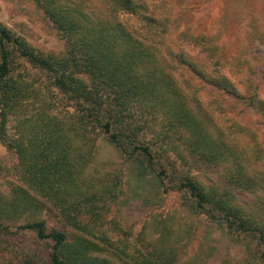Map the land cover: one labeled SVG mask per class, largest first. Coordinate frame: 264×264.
I'll return each mask as SVG.
<instances>
[{
	"label": "trees",
	"instance_id": "1",
	"mask_svg": "<svg viewBox=\"0 0 264 264\" xmlns=\"http://www.w3.org/2000/svg\"><path fill=\"white\" fill-rule=\"evenodd\" d=\"M31 1L66 50L61 56L42 53L0 22V143L16 158L11 166L0 161V173L15 179L10 194L0 192V257L23 248L14 235L26 232L36 244L15 264H173L172 250L143 252L126 238L117 242L106 234L101 213L106 199L91 192L83 176L92 158V134L101 131L132 158L139 175L152 172L154 156L141 144L144 127L136 123V114L158 109L157 140L169 142L179 132L190 154L208 164L231 162L243 173L236 150L221 133L212 134L195 86L217 90L256 113H264V101L256 89L240 94L224 72L218 47L204 34L176 35L195 49L193 55L166 44V0ZM26 68L45 75L61 97L49 88L43 92ZM66 107L71 112H64ZM156 178L163 184L159 174ZM173 184L171 189L186 194L192 211L230 231L256 232L264 247V228L253 226L226 194L207 191L188 176ZM43 211L69 229L70 237L34 217ZM26 214L33 219L26 221ZM44 242L51 243L49 250L41 247Z\"/></svg>",
	"mask_w": 264,
	"mask_h": 264
},
{
	"label": "rangeland",
	"instance_id": "2",
	"mask_svg": "<svg viewBox=\"0 0 264 264\" xmlns=\"http://www.w3.org/2000/svg\"><path fill=\"white\" fill-rule=\"evenodd\" d=\"M146 1L151 4L152 0ZM166 3L165 16L170 27L166 44L193 55L195 49L183 44L176 35L183 31L204 34L218 47L224 72L237 83L240 94L248 96L256 89L264 101V0H166ZM0 22L42 53L55 56L65 53L64 42L31 0H0ZM164 46L160 47L161 55H165ZM26 69L29 79L35 77L43 92L47 93L49 88L56 93L45 75ZM180 69L190 78L186 69ZM195 87L199 102L209 115L212 134L217 137L221 133L223 141L236 150L244 172L231 162L208 164L190 154L184 139H179V132L172 135L171 141L161 143L157 140L161 112L143 108L136 114V123L144 127L139 133L141 144L148 145L154 156L152 172L139 175L132 158L121 154L101 131L92 134V158L83 176L90 191L106 199L101 210L103 229L112 240L126 238L143 252L160 247L172 250L173 264H264V247L256 232L228 230L225 225L192 211L186 194L170 188L188 176L207 191L226 194L232 205L256 224L253 226L264 228V113H256L217 90ZM63 111L71 112V108ZM13 133L10 126L8 135ZM0 161L8 166L16 161L15 155L1 143ZM14 181L8 174L0 173V192L10 194V183ZM24 217L26 221L33 219L30 214ZM34 217L43 218L49 227L64 231L69 237L72 234L45 211L36 212ZM14 237L23 248L14 255L0 257V264H15L35 243L34 236L26 232H18ZM50 246V242L41 244L44 250Z\"/></svg>",
	"mask_w": 264,
	"mask_h": 264
}]
</instances>
